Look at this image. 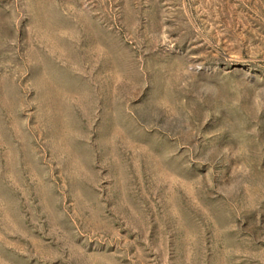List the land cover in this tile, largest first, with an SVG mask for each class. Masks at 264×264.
<instances>
[{
  "label": "rangeland",
  "instance_id": "obj_1",
  "mask_svg": "<svg viewBox=\"0 0 264 264\" xmlns=\"http://www.w3.org/2000/svg\"><path fill=\"white\" fill-rule=\"evenodd\" d=\"M0 264H264V0H0Z\"/></svg>",
  "mask_w": 264,
  "mask_h": 264
}]
</instances>
